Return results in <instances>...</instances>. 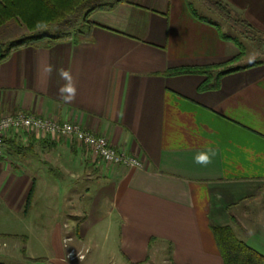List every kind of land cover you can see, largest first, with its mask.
<instances>
[{"label": "crops", "instance_id": "0c3cea01", "mask_svg": "<svg viewBox=\"0 0 264 264\" xmlns=\"http://www.w3.org/2000/svg\"><path fill=\"white\" fill-rule=\"evenodd\" d=\"M222 1L264 32V0ZM109 2L81 41L45 39L11 51L0 41V115L25 111L79 122L145 166L106 165L70 140L12 135L0 159V211L10 219L31 213L38 177L62 187L90 177L100 186L98 222L117 218L127 230L121 249L130 263L155 258L150 242L160 236L171 243L169 264H224L211 224H231L254 208L264 216V65L229 73L219 88L201 91L204 76L166 72L236 56L238 47L216 25L196 17L186 0ZM46 64L54 66L51 77ZM59 68L77 80L71 103L57 91ZM207 147L215 150L212 162L195 163ZM68 219H58L54 230H68ZM260 225L254 232L244 226L243 233L264 255Z\"/></svg>", "mask_w": 264, "mask_h": 264}, {"label": "rangeland", "instance_id": "374dc122", "mask_svg": "<svg viewBox=\"0 0 264 264\" xmlns=\"http://www.w3.org/2000/svg\"><path fill=\"white\" fill-rule=\"evenodd\" d=\"M192 3L200 15H211L212 12L198 0H192ZM103 10L102 12L95 10L90 19L97 18L99 15V19H103L102 14L107 13L106 9ZM82 15L73 16L70 25L51 26L47 30L39 31H30L20 22L12 21L0 28V41L8 47L10 43L19 42L41 33L58 35L60 32H67L73 34L83 22ZM210 19L218 22L223 31H229L228 26L219 17L213 16ZM247 47V53L238 62V65L258 59L256 47L253 44H247ZM43 177L48 178L50 182L54 178L52 172L47 173L46 171L43 172ZM51 183L45 185L41 177H38V184L33 194L35 208L26 217L11 216L10 219L8 213L0 211V263L132 264L130 260H126L121 249L124 233L127 230L119 229L117 218L114 221L105 219L98 222L94 206L100 192L99 183L93 178L84 176L75 180L74 185L62 187L58 184L59 181ZM59 199L64 201L63 207H59V202H61ZM70 199L74 200V203L70 204L68 202ZM246 205L253 207V202L247 201L244 206ZM69 207L74 208V212L71 213L74 217L67 215L71 211L68 209ZM250 214L249 217L247 214H238L241 218L236 217L231 224L235 229L236 236L255 249V246L248 242L247 236H244L243 228L244 226L248 227L251 232L259 227L263 229V225L260 224L264 221V216L259 212V208H254ZM65 217H69V229L54 230L56 221L60 219L61 222ZM143 231L147 230H135L137 233ZM130 234L129 239L133 236ZM139 235L140 238L144 234ZM170 245V242L157 236L150 248L151 256L155 255V258L147 264H169L164 259L171 251ZM73 246L76 249H72Z\"/></svg>", "mask_w": 264, "mask_h": 264}, {"label": "trees", "instance_id": "16d2710c", "mask_svg": "<svg viewBox=\"0 0 264 264\" xmlns=\"http://www.w3.org/2000/svg\"><path fill=\"white\" fill-rule=\"evenodd\" d=\"M198 1L213 14L217 15L228 26L229 31H223L218 22L200 15L194 8L192 0H186L193 14L204 21L216 25L220 30L222 38L232 41L238 47L239 53L221 64L173 68L169 69L166 72L167 74L202 75L205 79L200 85V90L206 91L219 88L222 78L229 73L247 67L264 65L263 31L257 29L243 13L233 10L230 5L222 0ZM111 7L112 3L109 0H0V28L12 21L20 22L30 31H39L37 27L38 22L45 23L49 27H63L70 25L73 16L83 14V22L73 34L67 32H60L58 35L41 33L40 35L27 37L19 42L10 43L8 50L11 51L25 44L45 39L49 40V42L64 39L81 41L91 36L95 23L90 18L94 11L98 9H110ZM247 44H253L256 47L258 59L246 65H238V62L247 53ZM234 219L232 218V220ZM211 228L224 264H264V255L238 238L232 224L218 225L212 223Z\"/></svg>", "mask_w": 264, "mask_h": 264}, {"label": "built area", "instance_id": "2783aa9c", "mask_svg": "<svg viewBox=\"0 0 264 264\" xmlns=\"http://www.w3.org/2000/svg\"><path fill=\"white\" fill-rule=\"evenodd\" d=\"M15 135L24 140L35 137L42 141L70 140L85 146L92 156L106 165L144 167L137 155L118 151L105 136H97L76 121H60L52 116L27 114L25 111L0 115V159L5 156L7 140ZM135 162V163H134Z\"/></svg>", "mask_w": 264, "mask_h": 264}, {"label": "clouds", "instance_id": "9594fccd", "mask_svg": "<svg viewBox=\"0 0 264 264\" xmlns=\"http://www.w3.org/2000/svg\"><path fill=\"white\" fill-rule=\"evenodd\" d=\"M37 27L39 30H47L49 26L45 23L38 22ZM53 70L54 66L51 64H46L43 67V71L47 73L49 77H51ZM55 71L59 76V79L63 81L62 84H59L57 89L61 99L65 103L73 102L76 98L78 87L77 80L74 77L71 69L59 68L55 69ZM215 154L216 153L214 149L207 147L205 150H201L195 155L194 161L197 164L206 166L212 162V158Z\"/></svg>", "mask_w": 264, "mask_h": 264}, {"label": "water", "instance_id": "95a60500", "mask_svg": "<svg viewBox=\"0 0 264 264\" xmlns=\"http://www.w3.org/2000/svg\"><path fill=\"white\" fill-rule=\"evenodd\" d=\"M3 51V47H2V45L0 44V52H2Z\"/></svg>", "mask_w": 264, "mask_h": 264}]
</instances>
